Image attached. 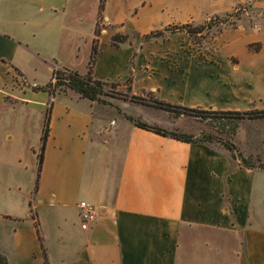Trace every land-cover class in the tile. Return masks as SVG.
Here are the masks:
<instances>
[{"label":"crops","instance_id":"1","mask_svg":"<svg viewBox=\"0 0 264 264\" xmlns=\"http://www.w3.org/2000/svg\"><path fill=\"white\" fill-rule=\"evenodd\" d=\"M68 1L0 0V264H43L34 206L41 227L45 215L39 231L49 264H264V169L208 141L185 142L113 118L112 107L72 89L51 95L28 86L50 80L53 64L86 70L97 13L85 33L68 20ZM106 15L93 78L129 74L131 94L149 91L188 107L264 108L261 24L222 28L197 59L190 51H148L146 30L135 38L123 20ZM193 20L187 13L181 23ZM114 33L130 35L112 45ZM47 102L36 188V147L25 142L34 176L20 192L25 166L19 149L13 155L2 145L9 139L2 128L15 115L26 136L36 131L39 145ZM73 196L95 206L85 228Z\"/></svg>","mask_w":264,"mask_h":264},{"label":"rangeland","instance_id":"2","mask_svg":"<svg viewBox=\"0 0 264 264\" xmlns=\"http://www.w3.org/2000/svg\"><path fill=\"white\" fill-rule=\"evenodd\" d=\"M140 2L142 0H104V12L96 14L95 27L99 33L103 31L104 26L109 22L106 15L108 14L112 18L123 20L126 31L135 33V38L144 30H146L145 32L160 30L161 34L145 39L149 41L148 51L165 52V54L171 55L176 50L190 51L189 53H192L197 59L204 58V52L211 50V46L208 45L209 40L224 27H234L239 24L244 26L261 24L264 28V19L261 20L264 15V0H144L140 12L132 15L134 8L139 9ZM97 3L98 0H69L68 20L77 22L86 33L96 13ZM203 12L210 14L201 19L199 16ZM187 13L195 18L190 22L191 26L204 25L199 32L191 36L187 35L183 28H176ZM114 34L116 38L121 35L123 39H128L130 35V33ZM141 39L143 38L141 37ZM132 96H138V98ZM156 99L149 91L131 94L125 78H122L104 83L102 94L96 101L112 107L113 112L117 114L113 113V118L123 116L129 121L131 118L166 130L194 135L210 134L212 138L208 142L214 146L223 147L222 149L227 150L230 154L222 142H231L234 145L233 152L243 156L249 164L255 167L264 164V119L247 117L237 119L232 114L221 113H206L202 117L184 113L176 114L157 107L154 104ZM29 115H31L33 128L34 115ZM5 120L2 131L9 135V139L2 140V145L8 146L13 155L17 153V149L20 150V163L25 166V169L19 170L20 192H24L33 182L34 158L31 154H24L21 149L24 143L28 142L36 147L37 152L38 134L34 130L32 135L30 128L29 135L26 136V128L21 126V122L16 119L15 115H12L10 121L7 118ZM92 164L94 165V162ZM79 198L80 196H73L76 201ZM47 208L45 210L49 209ZM34 211L37 215L38 227L42 232V228L46 227L44 224L45 215L41 211L43 221L41 227L38 210L35 206ZM47 212H51V209Z\"/></svg>","mask_w":264,"mask_h":264},{"label":"trees","instance_id":"3","mask_svg":"<svg viewBox=\"0 0 264 264\" xmlns=\"http://www.w3.org/2000/svg\"><path fill=\"white\" fill-rule=\"evenodd\" d=\"M103 4H104V0H98L97 10H96L97 15L102 11ZM203 26H204L203 24H197V25L191 26L190 22H185V23L178 24L176 28L177 29L183 28L185 32L187 33V35L191 36L194 33L199 32L203 28ZM162 29L164 30V28ZM98 34H99V31L94 26L93 37L91 40L89 55H88V59L86 63V70L83 73L77 72L76 70L68 69L63 66H59V68H56V69L52 67L51 68V79L40 85L35 84L34 86H32V88L36 90L37 89L46 90L49 94L53 95L56 90L61 89L60 87H64V88L66 87V88L72 89L73 91L77 92L81 97H86L87 99H90V100H98L99 95L102 94V85L107 82V81L95 79L91 76V67L93 65L96 51H97V35ZM159 34H161L160 30H151L149 32L144 33L142 35V38L148 39L152 36H157ZM122 40H123V37L121 35L118 38H116L115 34L111 35L109 38V42L112 45H116L117 42L122 41ZM125 82L127 83V85H129V82H130L129 74H127V76L125 77ZM132 97L138 98V96H132ZM154 104L157 107H160L166 111H171L176 114L184 113V114H192L194 116L202 117L203 114H206V113H221V114H232L237 119H240L243 117L264 119V108H258V109L254 108V109L242 110V111L206 110V109H201V108H196V107H188L184 105L169 103V102L159 100V99L154 100ZM49 111H50V102H47V105L44 109L41 132L39 135L38 150L36 152V177H35L33 189L36 188L38 171H39V167L42 161V151H43L45 138L47 135V122H48V117H49ZM129 119L132 121V124L137 127L147 129L155 133L169 136V137H172V138H175L181 141H185V142L209 141L212 138L210 134H206V133H199L197 135H194L191 133L176 132L173 130L163 129L156 125H148L142 121L134 120L131 118ZM222 145H224V147L230 151V155L237 156L241 164L248 166V167H253V165L249 164L243 156L239 155L238 153L233 152L234 145L231 142L223 141ZM257 167L264 169V164H261ZM29 210H30V216L34 220L33 223L35 225V231H36L37 239L39 242V247H40L41 254H42L43 264H49L47 261L45 250H44L42 237L39 232L38 220H37L35 211L31 210V208Z\"/></svg>","mask_w":264,"mask_h":264},{"label":"built area","instance_id":"4","mask_svg":"<svg viewBox=\"0 0 264 264\" xmlns=\"http://www.w3.org/2000/svg\"><path fill=\"white\" fill-rule=\"evenodd\" d=\"M52 67L55 69L59 68V66L55 64H53ZM35 84L36 83L32 82L31 84H28V86L32 87ZM77 207H78V217L80 220V226L82 228H85L87 224L94 218L95 210H96L95 206L92 203L87 202L85 200H79L77 203Z\"/></svg>","mask_w":264,"mask_h":264}]
</instances>
